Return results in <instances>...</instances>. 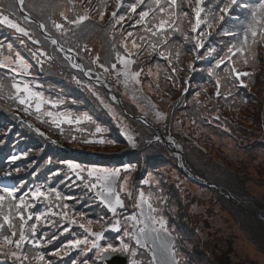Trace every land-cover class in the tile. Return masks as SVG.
Listing matches in <instances>:
<instances>
[{
	"label": "trees",
	"instance_id": "trees-1",
	"mask_svg": "<svg viewBox=\"0 0 264 264\" xmlns=\"http://www.w3.org/2000/svg\"><path fill=\"white\" fill-rule=\"evenodd\" d=\"M7 2L11 5V10L8 11L15 13L11 18L24 27L30 35L33 36L35 41L42 44L39 45L40 50L49 57L43 64L49 66L50 71H46L42 68L43 72L39 70L38 74L42 77V81H49L56 87V89L50 91L51 94L61 96L62 99L75 95L77 92L86 94V90L80 89L79 85H76L75 82H67L68 79L66 78L68 73L70 77L78 78L80 81L84 80V77L81 72L72 68L57 46L52 45L51 41L46 40L39 24H42L45 27L46 33L56 38L64 48L75 51L79 60L84 63L87 69L92 70L93 73L100 74L101 77L113 87L117 96L118 90L113 82L114 78L110 76L108 72L114 73L115 69L112 68L113 64L119 65V60L116 58L118 52L122 56L125 55V51L132 53L130 59L135 61L134 64H131L132 69L135 67L133 72H140L141 75L138 78L144 81L143 85L145 84V88L149 93H152L160 100L161 104L163 101L162 96L166 93H169V97L179 94L181 98L180 102L175 100L170 105L172 110H174V115L171 116V120L169 116L171 122L170 130H166L163 124L156 123L151 117H142L148 120L150 124L158 127L165 136L173 135L180 148L185 152L188 164L197 176L217 184L223 190L229 192L235 201H252L256 198L250 189L251 183L244 177L251 167L253 170H256L255 172L259 177H264V77L263 74L261 75L260 73L259 60L250 55H248L250 65L257 71L255 78L257 84L254 93L236 86L231 78V68L229 64L221 68L216 67L217 60L223 56L227 52L228 47L232 45V38L219 35L207 42L204 52L210 56L211 59L210 61H205V55H202V57L203 61L209 62V64H203L197 69L196 75L189 83V90L183 95V92L188 87L181 78V74L183 73L177 71L178 74H174L169 64L177 62L178 67L183 64L182 68L187 70L185 72L186 78L190 77L189 65L192 60H194L196 45L194 43L195 41L193 42L190 40L191 35H189V32L193 33L191 27L195 23V19L188 9L185 10L187 3H184L182 9L179 8L180 11L188 12V17L179 18L177 31H170L165 37H151L150 34L144 32L143 25L136 24L135 22L132 27H130L132 29L127 27L123 30L119 27V23H113L110 26L105 25L110 15L107 0H99L96 5L89 0L87 2L76 0L75 10H71V6L67 5V0H24V12L36 22H29L25 19L24 15L19 11V7L15 0ZM126 5L130 6L131 3ZM0 7L3 8V3L0 4ZM220 7L221 1L219 2L218 0L217 3V0H213L206 8V16L210 17L212 13L218 14ZM141 9L147 10L146 6L143 5L137 13ZM62 11L65 12L69 20L75 19L78 14H83L87 11L89 19L83 21L79 25L70 24L60 15ZM101 13H104L103 20L100 19ZM128 14V11H122L119 16L123 15L127 18ZM249 15L250 13L248 10H242L239 14L240 21L231 23V25L223 28L221 34L230 31L228 29L234 30L235 33L240 34V31H244L246 28L245 19ZM135 18L138 19L137 14H135ZM149 19H151V16ZM53 22L62 24L63 28L57 29ZM128 32H132L133 36L128 37ZM140 36H144L145 39L140 40ZM114 37L115 39H113ZM125 38L128 42L127 49L121 44V41ZM133 39H135L137 44L141 45V47H144L145 41H148L149 43L144 51L148 53L152 50L154 56L159 48L164 55V57L161 58L162 62L152 61L146 68H143L144 62L147 60H143L141 57L139 58V56H137V52L141 47L133 48L131 43ZM164 39L167 40L166 43ZM151 43H155L156 47L151 48L149 46ZM0 44V61H2V57H5L4 60L8 63H11L12 59L16 61L21 58L30 64L34 62L30 53L38 49L37 45L34 43V45H32L29 41L27 42L23 35L4 24H0ZM94 48L99 50V60L95 65H92L89 61L95 60L92 53ZM5 49H7L6 54H4ZM211 49H215L216 51L211 52ZM89 52H91V54H88ZM209 52H211L210 55ZM177 53H179V56L176 55ZM39 56L46 59L42 53H39ZM108 58H110L108 63L103 64L101 62L102 59ZM156 60L157 57L155 58V61ZM16 62L10 66L18 67ZM262 62L264 66V60ZM101 65H103V67H101ZM226 67L228 71H225ZM105 69H107V71H105ZM166 76L170 78H166ZM217 80L222 84L224 92H233L235 99L234 102L230 103H226L222 100V114L219 117L214 115L215 112L212 110L211 105H209L213 96L214 86L217 85ZM27 82L25 77L14 79L10 76L5 77L0 75V83L8 86L10 90L8 92L0 88V119L15 128L9 145L10 143L13 144L15 141L14 139L17 140L23 136L27 139L23 140L25 143L32 140L30 145H38V142H40V138L37 135L33 136V133L26 129L28 128L27 125H19L13 117V109L21 105L17 96H22L21 93H17L15 85L18 84L21 87L27 84ZM77 95L79 94L77 93ZM107 96L110 104H113L128 121L134 122L142 127V131H137L143 138L141 139L143 141H140L141 146L138 151L132 150L130 145H123V148L109 153L87 151L82 148L83 143L79 142V140H77L79 148L75 149L71 144V142L75 141L66 139V141L71 144L68 145L69 150L54 143H47L45 146L47 150L44 154L52 153L54 155L57 152H67L66 155H69L74 150L81 151L82 153L93 152L92 154H78L72 157L76 159V163L86 165L89 168L92 167L90 165L101 166L99 164H102L105 168H117L122 173H126V180L129 178L128 181H132L134 191L133 204L135 206L138 203V197L141 191L145 193L150 192L155 199L160 197L161 201L164 202L163 211L167 219L168 228L176 239V247L173 250L175 253L173 256L174 264H237L232 257L235 251L234 244L231 240L227 239L221 231L217 230L213 234L209 233L208 236L211 238H206V235H202L203 231L200 229V224L191 213L188 203L180 196V191L176 187V184L171 182L173 178L171 173L167 179H162L161 184L158 181V186L144 183V181L148 180L149 174L159 177L163 175L165 170L179 173L178 168L174 167L177 161L173 157V154L161 142L154 141L155 137L158 135L155 128L127 114L141 116L136 114L131 108L129 99L132 97L127 93L123 96H118L123 102L125 110L127 111L126 113L119 105L111 101L109 94ZM85 100H88V95H86ZM155 100L156 99L152 97L150 98L151 103L155 105L154 108L160 112V114L164 112V110L168 111L166 107H157ZM157 103L160 104L159 102ZM178 111H182V113L188 111V114L183 120L178 121V126L175 127L177 131H173L172 123H174V116ZM229 113H232L235 118L238 116L239 120L245 122V124L250 123L255 125V128L239 126L235 124V122H229L225 118ZM97 119L99 123L101 122L102 124L104 121H113L102 118ZM188 123H190L189 126ZM113 124H115L114 121ZM195 125H202L204 132L201 135H199V132L194 128ZM20 126L26 128H20ZM183 129L186 131H183ZM118 130L119 129L114 128L113 131H107L102 134V136L96 137L105 140V137L117 135L116 133ZM252 134H257L258 137H254ZM225 139L236 142L235 150L238 154L234 155V157L223 154V148L226 145L224 142ZM120 140L121 138L118 135L119 144H121ZM240 153H242L243 156H240ZM260 153L263 154V158L259 157ZM29 154L30 153H25L22 160L18 162L17 165L19 167L23 164L31 166L37 158L41 159L44 155L41 154L39 157L32 158L33 156H29ZM124 156L127 157L126 161L123 160ZM46 158H50V155H45V159ZM249 159H251L250 162H247ZM233 163H237V165ZM37 165L38 164H36L33 170L26 171L29 176H21L22 179L19 178L18 181L21 182V179L25 183L30 182V179L34 176V172H36L35 169ZM58 165L60 167L62 166L61 163ZM129 168L130 170H126ZM59 170L60 169H58V171ZM58 171L54 172L56 173L55 175L58 174ZM49 176H51V174ZM131 178H134V180H131ZM52 179L50 185L56 187L58 184L61 190L64 186L62 181L59 182L61 176L57 175ZM128 181L126 186L124 185L123 187L124 193H127ZM120 183H122V177ZM80 185H82L81 181H77L72 184L74 187H71L72 189L69 192H67L66 189L63 190L64 193L67 192L69 198L64 199V201L69 207L65 208V211L70 214V219L63 218L64 209L59 208L58 211L55 212L58 215L53 214L51 215L53 219L48 220L50 216V209H47V207L50 208L49 200H43L46 204L44 207L39 203L40 200L28 201L27 198L25 199V196H19L18 192H16L15 194L17 197L16 200L12 202L13 204H15L14 202L18 204L20 198H24L26 203L34 205V207L30 209H24L25 216H27L29 211L34 214L44 212L46 216L45 219L38 224L34 235L28 231V227L35 223V220L33 218V220L28 221V225L24 227V231L25 235L29 237V242L23 244L21 249H17L14 245H6L0 248V264H21L23 255L28 256V260L23 261V264H44L42 261L33 259L34 256L40 253H43L45 261L49 262V264H106L103 259L99 257V254L95 253L94 248H91L90 243L88 246L81 245L79 248L67 247L69 241L75 239H84L87 237L90 242L95 239L90 233L86 232L85 228L80 227L81 224L91 227L94 232H104V239L99 242L102 247L111 243L113 236L122 235L126 243L131 244L138 255H144V252H142L143 248L135 245L134 240H130L123 235L125 230L134 232L133 221L130 217L138 213L137 208L135 214L128 211L116 217L112 216L111 221H108L107 219L110 215L107 210L101 209V207L99 208V204L90 200L93 192L89 188L88 183L87 185L85 184L79 187ZM55 187H53V189H55ZM60 190L58 191L60 192ZM81 191H83V193L79 194ZM213 191L216 193L219 203L223 205V208H225L241 232L262 254H264V220L258 218L255 214L239 209L231 200L221 196L216 190ZM0 195L4 194L0 193ZM94 197H96V194ZM6 202L7 200L4 202L6 206L5 211H7L8 205V202ZM259 207L264 209L262 206ZM167 208L168 214L166 213ZM13 211H15V209H13ZM80 213L84 215L81 216ZM71 219H75L76 223H72ZM89 220L93 222L91 225H88ZM116 220L121 221V230L119 232L111 227ZM0 222H3L2 217H0ZM14 222L19 224L18 217L14 218ZM12 231H17V236L12 237V239H18L19 230L9 229L7 226H5L3 233H0V239H2V235L10 236ZM33 239L39 241L42 246L34 247L31 243ZM90 248L91 250H89ZM57 251H60L61 254L58 256L53 255V253ZM12 252H17L21 259L13 257L11 255ZM65 253L67 254L65 255ZM128 254L130 256L129 264H132L133 259H139L138 255L132 257L130 253ZM146 264L149 263L147 262Z\"/></svg>",
	"mask_w": 264,
	"mask_h": 264
},
{
	"label": "rangeland",
	"instance_id": "rangeland-1",
	"mask_svg": "<svg viewBox=\"0 0 264 264\" xmlns=\"http://www.w3.org/2000/svg\"><path fill=\"white\" fill-rule=\"evenodd\" d=\"M7 1H10V0H2V1H0V4L3 3L4 10L6 12H9L8 10H11V5ZM15 1L17 2V0H15ZM179 1L180 0H178V3H179ZM217 3H218V0H217ZM252 5H253V7H251V9H250L251 12L257 4L254 3ZM193 6H194V4H193ZM187 9L188 8L185 7V10H187ZM177 11H180V10H177ZM226 17H228V15H226ZM250 19H251V14L249 15V19L245 21L246 26H247V23ZM11 29H13V28H11ZM191 30H192V27H191ZM219 32H220V30L218 32H216V34H218ZM18 33H20V32H18ZM232 33H235V32H232ZM242 33H243V31H240V34H242ZM20 34L23 35L24 39H26L27 42L29 41L32 45H34V44L37 45L38 49L35 51H32L30 53L31 57L34 59V60L32 59L34 62H31L32 64H30L29 62L23 60L27 65L30 66L29 71L27 73L12 72L10 70V68H12V66H10V67H4L7 69L0 68V71H1L0 75L5 76V77L10 76L14 79L23 78L22 75H28V78H27L28 87L33 92H37V93L42 94L45 102L42 104L41 110L39 112L36 111V103L38 102L36 99L29 101V104L31 105V107H29V104H21V105L16 106L12 111L13 117L16 119V121L19 120V122L17 121L18 124L19 125L25 124L28 127V128H26L24 126H20V128L24 127L27 130H29L31 133H33V136L37 135L40 138V142H38V145H36V144L30 145L32 140L25 143L23 141V140H27L25 136L20 137L17 140L14 139L15 141L13 142V145L17 144V147H19V148L21 147V148H25V149L22 152H20V151L18 152V149H15V152H16L15 154H17V157H19V158L15 159V160L11 159L12 163L9 166V170H8L10 175L12 173V171H11L12 169L19 167V166H16V162L20 161L22 159V157L25 155L24 153H27V154L30 153L29 156H33L32 158L39 157L41 154H44V152H46L47 149H45V146L47 145V143H54L58 146L63 147L64 149H68L69 148L68 145L72 144L74 146V148L76 149V148H79L78 143H77V140H79V142L83 143L82 148L84 150L109 153V152L123 148V145L135 146L138 144V140L143 139L142 135H140L139 132H137L138 130L142 131V127L138 124H135L134 122L128 121L125 118V116L123 114H121L117 110V108L113 104H110V102L108 101L107 95L109 92L107 89L111 86L108 83H106V86L103 87L100 84H95L94 82L89 80V77L96 78L97 75H95L93 73H88V75H83L84 80H82V81H80L78 78L70 77L69 73H68V76L66 77L68 79L67 82H69V83L75 82L76 85H79L80 89L86 90V94H81V93L77 92L79 95H77V93H75V95H71L70 97L64 98V99H62L61 96H55V95L51 94L50 91L52 89H56V87L53 86L49 81L48 82L42 81L41 80L42 77H40L39 76L40 74H38L39 70L41 72H43L42 68H44L46 71H50V67L43 64V62H46L49 59L48 55L45 54L44 52H42V50H40L39 45H42V44L35 41L33 36H31L29 32H28V35H24L22 33H20ZM189 35H191V39H190L191 41L194 42V40L197 39V37L194 38L193 33L189 32ZM13 36H16V35H13ZM231 40H232V44L237 43V37L236 36L233 37ZM145 43L146 44L144 47H142L141 51H144L145 47L148 45V42L145 41ZM2 44H4V43H2ZM6 50L7 49L4 50V54L7 53ZM39 53H42L46 57V59L41 58L39 56ZM92 53L95 57V60H92L89 62L92 65H95L97 63V61L99 60V59L97 60V57H99V50L97 48H94L92 50ZM88 54H91V52H89ZM126 54H128V52L125 51V55ZM142 54L143 53H140V52L137 53V55H142ZM263 54H264V42L259 41V40H258V43L250 45V47L248 49H246V51L244 52L243 56H241L240 53H236L235 62H236V66H237L238 70L241 73L247 72V73L251 74L249 76H241V80L238 81V85L241 86L240 89L249 90L252 93H254V91H256L255 86H256L257 82H256L255 78L257 75V71L254 67H252L250 65L248 55L256 57L259 60L260 73H261V75L263 74V77H264V69H263L264 66L262 64L263 63L262 61L264 60ZM145 55L147 56L148 60L144 62L143 68H146L152 61L162 62L161 58L164 57V55L161 53V50L159 48H158V53H156L155 56H154V53L152 52V50H150L148 53H146V51H145ZM194 56H195V54H194ZM140 57L141 56H139V58ZM156 57H157V60L155 61ZM4 58L5 57H2V61H5ZM65 58L67 59V56ZM245 59L247 60L246 64L244 63ZM18 60H16V61H18ZM68 60L70 61L71 58H69ZM109 60H110V58L102 59L101 62L103 64H106V63H108ZM13 61L14 60L12 59V62L9 63V65L15 64L16 61H14V62ZM48 64H50V63H48ZM51 64H53V63H51ZM73 65H75V64H73ZM77 65H80V64L77 63ZM182 65L180 67H178L177 62L169 64V66L172 68V71L174 74H178V72L183 73V74H181V78H182V76L186 75L185 72L187 71L186 69L184 70V68H182ZM80 67H81V65H80ZM72 68L75 69L73 66H72ZM174 69H175V71H174ZM128 70H129V73H134L133 71L135 70V67H133V69H132L131 65H129ZM54 71L57 72L56 70H54ZM108 73L110 74V76H112L114 78L113 82H114V84L118 90V96L119 95L123 96L127 93L130 97H132L129 99V102L131 104V108L136 112V114L144 116V117H151L156 123L163 124V126L165 127L166 130H170L171 116L174 115V110H172L170 105L175 100L180 102L181 98H180L179 94L169 97V93H166L165 95L162 96L163 101L161 104L160 100H158L152 93H149L148 90H146L145 84L143 85V82H144L143 80H140L139 78L133 79V78H131V75H129V77L126 79V77L123 74L124 73V65L121 64L120 62H119L118 66L116 65L114 73H111V72H108ZM101 78H98L97 80H99ZM166 78H170V77L166 76ZM94 80H96V79H94ZM137 80L139 82H137ZM170 80H172V79H170ZM241 81H243V83H241ZM245 85H246V87H245ZM23 87L24 86H21V88H23ZM0 88H3L5 90H7L8 92L10 91L8 86L1 84V83H0ZM219 91H221V90L219 89ZM216 92H217V90L213 92V96H212V99H211V102L209 105H211L212 110L215 112L214 115L219 117L222 114V111H221L222 100L226 103H230V102H234L235 99H234V95H233L232 91H227L225 93L220 92V95L224 94V96H226L227 98H224L223 96H220V95L217 96ZM20 93L22 96L27 95L24 92H20ZM86 95H88V100H85ZM112 97H113V95H112ZM151 97L156 99L155 104L157 107H162V108L166 107V108H168V111L164 110V112H162L160 114V112H158L154 108L155 105H153L151 103V101H150ZM116 100L117 99H112V102H116ZM49 101H51V102H49ZM157 102H159L160 104H158ZM96 105H101L103 107V109H101V107H99L98 110L100 112H103V115L106 118H109L112 116L113 118H111V119H113L115 124H111L113 121H107V122L104 121L103 124L101 122L99 123V121L97 119L98 112L96 111L97 110ZM26 108H27V111H25ZM203 110H204V106H203ZM49 112L53 113V116L47 115V113H49ZM61 114H70V116L73 119V122L68 123L65 121L63 123H59V125H58L56 122H54V120H62L63 116ZM187 114H188V111H184V113H182V111H178L175 113V116H174L175 121H174V123H172V130L173 131H177V130H175V127L178 126V121L183 120L184 117L187 116ZM84 115L91 117V120L90 121L84 120L81 123L77 124L75 122V118L76 117H82ZM169 116H170V120H169ZM225 118L229 122H235V124H238L239 126H244V127L248 126L249 128H255V125H252L250 123L245 124V122L240 121L238 116L235 118V116L232 113H229L228 115H226ZM194 119H196V118H194ZM96 123H98L99 125ZM189 124L190 123H188V126H189ZM97 127L102 129V131L97 133L96 132ZM114 128L119 129L118 132L121 133L123 136H125V138H126L125 141L120 140L121 144H119L118 134L116 132L115 133L117 135H113L111 137H105V140L106 141H114V143H117L119 145L112 144V143L100 144V143H85L84 142L86 140H89V141L99 140V138H97L98 136H102V134L106 133L107 131H113ZM130 128H133L134 130L130 129ZM194 128L199 132L198 133L199 135H201L204 132L202 125H200V126L195 125ZM37 129L39 131H37ZM103 129H105V130H103ZM183 131H186V130L183 129ZM41 133H43V135H41ZM263 134H264V125H263ZM252 136L258 137L257 134H252ZM73 137H75V139H73ZM129 137H131V139H129ZM66 139H68L70 141L74 140L75 142H71V144H69L66 141ZM2 141H4V138L2 139ZM224 142L226 143L225 147L223 148V154L224 155H227L229 157H234V155L238 154L235 150L236 149V142L235 141L225 139ZM21 153H23V154H21ZM66 153L57 152L54 155L52 153H45L41 157V159L37 158L32 163V165L30 167L28 164H23V165H27V166H24L23 168L19 167L20 171H16V174H19L20 178H21V176H23V177L29 176V174H27V172H24V171L33 170V168L36 166V164H38L36 169H35L36 172L33 171L34 176L30 179V182H28V183H25L24 181H22L21 180L22 178H21L20 179L21 182L16 181L15 186L11 185L9 188L17 189L16 192H18L19 196L20 195H22L23 197L25 196V199L27 198L28 201H39V200H35L31 196V193L33 191H35L36 188H41L42 191H48L49 189H53V187H55V186L50 185L52 180H53L52 178L54 176L60 175L61 180H59V182L62 181V184H64V186L60 190L58 187V184H57L55 189L57 191L60 190L62 197H68L67 192H69L74 187V186H72V184L74 182L81 181V184L85 183L87 185V183H88V186L90 183L97 182L95 177H88L87 170L92 169V168L112 169V168H105L104 166H102V164H99L101 166L90 165V166H92L90 168L87 167L86 165L79 164L83 169H85V171L81 172L80 175L77 176L76 172H74L73 170H71L69 168L68 162L70 161L72 163L78 164V163H76V159H74L72 157L73 155H78V154L84 155V154H89V153L92 154L93 152L82 153L81 151L74 150L69 155H66ZM47 154L50 155V158L45 159V155H47ZM240 156H243V154L240 153ZM259 157L263 158V154L260 153ZM7 159H9V158H7ZM251 159H253V158H251ZM251 159H249L247 162H250ZM60 163L62 164L61 167L58 165ZM233 164L237 165V163H233ZM178 168L180 169V161L179 160H178ZM58 169H60V170L58 171ZM115 169H117V168H115ZM55 171H58L57 175H55L56 174V173H54ZM255 171L256 170H253L252 167L249 168V172L246 173L244 178L247 179L251 183L250 189H251L252 193L254 194V196L256 197L252 201L255 203V205L258 208H260L259 206L264 207V177H259V175ZM170 173L173 175L171 182H173V184H176V187L180 191V196L183 198V200L186 203H188L190 210H191V213L195 216L197 222L200 224V229L203 231L202 235H206V238H211L208 236L209 233L213 234L217 230L221 231L227 237V239L231 240L232 243L234 244L235 251H234V254L232 255V257H233V260L235 263H237V264H264V254H262L257 249V247L254 244H252L246 238V236L241 232V230L236 225L234 220L231 218V216L228 214V212L225 210V208H223V205L221 203H219V199H218L215 192L213 193V192L209 191V189L205 190V189L200 188L201 186H198L196 184L189 182L184 176H182L178 172H174V171L170 172L167 170H165L163 175H160L159 177L156 175L149 174V177L147 180L148 181L147 185L158 186L157 185L158 181L161 184L162 179H167L170 176ZM50 174H51V176H49ZM10 175H9V177H10ZM126 175H127L126 173H122L120 171L119 177H122V183H120V184L123 185V186L121 185L122 188L120 191H119V186H118L119 178L117 179L116 185H115L117 191H119L120 198L124 201V205L126 204V202H125V196L123 195L122 192H123V187L125 185L124 182H125L126 177H127ZM81 177H83V179H81ZM128 179L129 178H127V181H128ZM131 180H134V178H131ZM130 185H132V184H130ZM68 186H70V187H68ZM89 188L93 192V195L90 197V200L99 204V208L101 207V209H106L110 216H114V214L99 199V197L97 195H96V197H94V195L96 194L98 189L91 188V187H89ZM3 189L4 188H0V193L5 195V193L3 192ZM64 189H66L67 192L64 193L63 192ZM212 190H215V189H212ZM81 193H83V191H81L79 194H81ZM145 195L148 196V195H151V193L150 192L145 193ZM16 197H17V195H16ZM151 197H152V195H151ZM43 200L44 199L42 197L40 199L39 203L45 207L46 204L43 202ZM49 201H50V203H49L50 208L47 207V209H50V216H49L48 220L53 219L51 217V215L56 214L55 212L58 211L59 208L64 209L63 212H66L65 207L63 206V204L64 205L66 204L64 199L57 201L54 199V194H53V196L49 198ZM151 202H152L153 206L158 209V211L156 213H152V215L162 216L167 221V219L165 218V215H164V211H163L164 202L161 201V198L159 197V198L155 199L152 197ZM14 203L16 204V202H14ZM139 203H140V201L138 199V203L136 204V208L138 210V213L134 216H137L140 220H144L145 217L147 215H149V210H148L147 206L145 205L143 207L144 215L141 216V214H140L141 208L137 207V205ZM102 206H103V208H102ZM67 208H69V207H67ZM166 213L168 214V208L166 209ZM59 214H61V213H59ZM120 214L121 213H120V211H118V208H117V213L115 215L119 216ZM56 215H58V214H56ZM62 217L64 218V216H62ZM134 223L135 222L133 221V230L135 232L136 228L134 227ZM139 226H143V225H139ZM167 227H168V225H167ZM171 236H165L163 233H161L159 239H157V241H156V248H155L156 256L157 257H164L168 263L170 262V257H171L169 252H168V249H172V247H176V239H175L174 235L172 234V232H171ZM121 239H123L125 241V238L122 235L113 236L111 244H113V246H119ZM173 239L175 240V242L173 241ZM149 244L151 245V242ZM106 245H104V246H106ZM150 245H149V247H150ZM94 250H95V253L99 254L98 249L94 248ZM171 252H172V250H171ZM150 253L151 252L149 251V254ZM147 257H149L148 252H147ZM138 261H142L143 264H145L147 261V258L143 259L142 254H141Z\"/></svg>",
	"mask_w": 264,
	"mask_h": 264
},
{
	"label": "snow or ice",
	"instance_id": "snow-or-ice-1",
	"mask_svg": "<svg viewBox=\"0 0 264 264\" xmlns=\"http://www.w3.org/2000/svg\"><path fill=\"white\" fill-rule=\"evenodd\" d=\"M194 2V6H193ZM75 3L76 0H67V5L71 6V10H75ZM123 0H116V7L119 9L122 6ZM184 3H187L189 7L192 8V11L195 14V23L192 25V31L195 32L197 29L200 28L201 24H205L207 28L211 29L216 27L217 25L221 24L225 16L228 15L233 8L234 5H237L238 0H224L223 6L219 9V14L212 13L210 17L206 19L201 18V13L204 11V9L201 7V5L204 3V0H180L178 3V0H135V3H132L130 5V12L136 13L138 15V19H136V24H141L144 26V32L150 34L151 37H164L167 33L168 29H171L173 32L178 30V27L176 25V20L180 17H188V12L185 11H177L178 8L182 9ZM18 4L22 7L24 5V0H18ZM141 5H145L147 10L141 9L137 13V9L141 8ZM244 7H248L247 4L243 5ZM15 13L8 12L6 13L5 10L0 7V24L7 25L10 28L15 29L16 31L28 35L27 30L22 27L16 20L12 19L11 17L14 16ZM60 15L68 21L70 24H76L79 25L83 21L89 19L87 11H85L83 14H78L75 19L69 20L68 16L65 14L64 11L60 13ZM113 17L114 24H118L121 21L125 19L123 15L117 16V13L114 11L111 13ZM151 16V19L149 17ZM25 19L27 20L28 17L26 16ZM100 19H104V13H101ZM54 26L57 29H62V24H57L55 22ZM191 23V21H190ZM43 27V25H41ZM225 35H233L237 37V43L232 44L228 47L227 52L221 56L216 63V67L219 68L222 64H225V61H231L232 56L236 55V53H240L241 56H243L246 49L250 47V44H256L259 41H264V0H258V4L255 6V8L251 12V19L248 21L247 26L242 34L238 33H232V32H226ZM202 36L211 35L210 32H204L201 34ZM128 37L133 36L132 32L127 33ZM115 39V37L113 38ZM140 40H144V36L139 37ZM164 42L166 43L167 40L164 39ZM55 44L56 41H53ZM133 48H139L141 45L137 44L136 40L133 39L131 41ZM196 43L199 47L204 46V42L201 38H197ZM121 44L125 49L128 48V42L125 38L121 41ZM151 48H155L156 44L151 43L149 45ZM215 49H211V52H215ZM209 52V55L211 54ZM132 53H128L126 55H121L119 52L117 53V60L121 64L124 65V76L126 79L131 75V78L136 79L140 76V72L135 73H129V65L134 64L135 61L130 59V56ZM179 56V53L176 54ZM199 58V57H198ZM99 57H97V60ZM18 67H12L10 70L12 72H23L27 73L29 71L30 66L27 65L23 59H19L17 62ZM244 63H247V60H244ZM74 67H80V65H73ZM4 67H10L8 62L0 61V68ZM103 67V65H101ZM112 68L115 69L116 65L113 64ZM107 71V69H105ZM175 71V69H174ZM225 71H228L227 67L225 68ZM233 73H235L234 79H239L241 76H249L250 73H238L236 72L235 68H232L231 70ZM214 74V73H211ZM137 82H139L137 80ZM217 92L216 95H220L219 87H220V81L217 80ZM243 83V81H241ZM16 91L19 94L20 92H24L27 95L25 96H17V99L19 100L20 104H29V101L36 99L38 102L36 103V111L39 112L41 110L42 104L45 102L42 94L33 92L27 84L24 85L23 88H21L18 84L15 85ZM246 87V85H245ZM198 95V94H197ZM51 102V101H49ZM29 107L31 105L29 104ZM27 111V108L25 109ZM49 116H53V113L49 112L47 113ZM63 116L62 120H54L58 125L59 123L68 122L72 123L73 119L70 116V114H61ZM39 118V117H38ZM84 120H91V117L84 115L82 117H76L75 122L77 124L81 123ZM37 131H39L37 129ZM102 130L97 127L96 132L99 133ZM43 135V133H41ZM75 139V137H73ZM131 139V137H129ZM85 143H114V141H105L103 139L89 141H84ZM19 157L14 156L12 157L13 160L18 159ZM69 168L76 172L77 176L80 175L81 172L85 171L79 164H75L72 162H68ZM126 170H130L126 169ZM16 171H20V169H16ZM5 175H10V173H5ZM88 177H95L96 181L95 183H90L89 187L98 189L96 192V195L99 197V199L109 208V210L115 215L117 213V208H123L124 201L120 198L119 191H117L115 185L116 181L120 176V170L119 169H98V168H92L87 170ZM83 179V177H81ZM125 186L127 184V180H125ZM144 183H148V181H144ZM17 189L14 188H7L5 187L3 189V192L6 193V195H0V217H2V221L0 222V233H3V230L5 229V226H7L9 229H18L19 230V238L18 239H12V237L17 236V231H12L11 235H2V239H0V248L6 246V245H14L17 249H21L22 245L29 242V237L25 235L24 227L28 225L29 220H35V223H33L31 226L28 227V231L32 233L33 235L36 232V228L38 224L45 219L46 213L41 212L39 214H34L32 212H28L27 216H25L24 209H30L34 207L33 204L26 203L24 198H20L18 204H13L12 202L16 200V193ZM54 194V199L59 201L62 199H69L68 197H62L61 193L57 191L56 189H49L48 191H42L41 188H36L35 191L31 193V196L35 200H40L42 197L44 200H49L50 197H52ZM5 200L8 201L7 205V211H5ZM152 197L151 195L146 196L143 191L139 193V201L140 203L137 205V207L141 208V216L144 215L143 207L146 205L149 210V215L145 217L144 220H140L137 216H132L131 220L134 221V227L136 228L135 232H130L125 230L123 235L128 237L130 240H134L135 245L139 246L140 248H146L152 253V261L149 262V264H153V262L156 260V241L159 239L161 233H163L165 236H171V232L169 231L167 227V221L162 216H156L152 215V213H156L158 211L157 208H155L151 202ZM59 206V205H58ZM65 208L68 206L65 204ZM15 209V211H13ZM81 216H83V213H80ZM63 216L65 219H70V214L68 212H64ZM18 217L19 224L17 222H14V218ZM72 223H76L75 219H71ZM93 222L91 220L88 221V225H91ZM143 225V226H139ZM80 227L85 228L87 232H89L95 239L89 242L88 238L85 237L84 239H75L72 241H69V244L67 247L71 248H79L81 245L88 246L89 243L91 244V248H95L99 250V257L101 259L104 258L105 254L108 253H116L121 252L125 253L128 252L131 254L132 257H136L138 255L137 251L132 248L131 244L126 243L123 239H121L119 246H113V244L108 243L106 246H101L100 241L104 239V232H94L92 231L91 227L85 226L83 224L80 225ZM115 231L119 232L121 230V221L116 220L112 226ZM55 238V237H53ZM151 242V248H149V243ZM31 243L34 247H41L42 245L37 240H31ZM91 248L89 250H91ZM171 252V249H169ZM60 251H57L53 253V255H60ZM67 253H65L66 255ZM171 254L174 256L175 253L171 252ZM11 255L13 257H16L17 259H21V257L17 254V252H12ZM33 259L42 261L44 264H49V262L45 261L43 253H40L33 257ZM28 260L27 255H23V259L21 260V264H23V261ZM132 264H142L141 261H138L136 259L132 260Z\"/></svg>",
	"mask_w": 264,
	"mask_h": 264
},
{
	"label": "water",
	"instance_id": "water-1",
	"mask_svg": "<svg viewBox=\"0 0 264 264\" xmlns=\"http://www.w3.org/2000/svg\"><path fill=\"white\" fill-rule=\"evenodd\" d=\"M104 259L109 263V264H126L127 263V258L125 254L122 255H114V254H106L104 256Z\"/></svg>",
	"mask_w": 264,
	"mask_h": 264
},
{
	"label": "bare ground",
	"instance_id": "bare-ground-1",
	"mask_svg": "<svg viewBox=\"0 0 264 264\" xmlns=\"http://www.w3.org/2000/svg\"><path fill=\"white\" fill-rule=\"evenodd\" d=\"M2 172H0V184H2L3 186L7 185L6 182H4V178L2 177ZM248 208H254V206L251 205H246Z\"/></svg>",
	"mask_w": 264,
	"mask_h": 264
}]
</instances>
